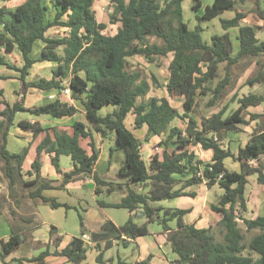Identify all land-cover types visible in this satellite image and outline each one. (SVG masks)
I'll return each instance as SVG.
<instances>
[{"label": "trees", "instance_id": "1", "mask_svg": "<svg viewBox=\"0 0 264 264\" xmlns=\"http://www.w3.org/2000/svg\"><path fill=\"white\" fill-rule=\"evenodd\" d=\"M20 1L11 10L0 7V65L16 70L24 89L33 87L42 91H61L64 88L62 81L69 77L71 97L82 102L94 129L114 134L116 147L124 153L117 175L125 182L105 181L97 174L94 167L99 152L95 148L91 130L81 121H74L72 135L57 130L53 131V138L46 134L38 144L37 155L31 164L35 177L21 181V164L27 148L10 152L7 149V134L13 126L31 131L33 135L44 128L38 121L20 119L15 123V114L28 112L35 117L44 114L61 117L75 113L76 108L60 99L24 107L23 95L10 105L0 89V161L8 177V188L15 183L29 186L28 197L38 198L50 207L57 208L66 204L42 194L43 190L90 178L94 181L95 193L104 190L111 194L120 188L125 193L116 202L99 201L101 206L139 210L147 217L146 222L137 224L130 215L118 226L110 219L104 220L100 230L92 232L91 237L105 240V245L111 243L112 237L146 234L147 223L156 221L162 225L163 231H167V241L178 256L177 264H264V215L254 218L242 215L246 210L247 176L255 173L256 181L264 184V120L253 128L250 137L237 152H232L222 143L227 130L264 117V114L250 113L246 119L243 113L246 107L263 103L264 94L248 93L240 96L237 107L229 113H226L225 106L208 116L197 112L200 106L207 111L217 106L225 89L231 84L232 67L240 59H255L256 70L247 78V83H264V40L256 36L257 29H264V0H256L252 9V13L262 21L260 26L242 22L247 14L235 10L236 0H212L210 4L207 3L202 14L196 15L199 21L211 19L224 10L235 12L230 18L220 19L225 31L213 34L210 43L203 41L200 23L189 28L184 22L183 0H109L116 12L110 13L109 20L120 23L112 35L102 32L106 25L95 18L92 10L94 0H50L54 11L51 20L46 19L50 10L42 0ZM201 5L202 0H193L191 8L197 11ZM52 27L66 28L68 34L60 37L47 35ZM231 27L238 28L236 37L239 47L235 54L227 31ZM149 36L160 38L163 42H150ZM37 39L44 42L39 61L56 62L57 66L49 79L41 77L26 81L29 69L36 61L30 53ZM13 51L19 54L21 65L11 64L3 53ZM167 55H170V59L163 86L168 96H182V112L166 97L144 98L151 85L143 77V72L133 67L127 59L140 56L148 63L159 64L158 58ZM221 72L222 76L219 77ZM104 105L114 108L99 114L97 109ZM129 114L133 115L134 128L146 124L145 141L167 130L164 138L158 142L160 149L156 148L148 164L141 156V139L135 137L125 125ZM174 118L185 120V127L171 126ZM80 137L90 139V153L79 144ZM194 144L211 150L208 161L196 158L189 149ZM42 149L52 153L51 163L62 175V183L58 186L40 176L39 154ZM61 154L71 158L73 169L70 171L62 172L59 168L58 158ZM226 157L239 163V171L225 166L223 160ZM16 175L18 181H15ZM201 181L208 186L217 183L224 190L211 203V210L221 216L215 227L198 228L193 223H185L183 217L191 211L190 208L163 209L153 205V202L185 195L194 198L195 193L186 188ZM146 183L150 187L144 192ZM3 194H0V214L3 212ZM160 211L163 212L162 217ZM11 212L14 213V210ZM172 220L176 223L175 227L169 224ZM239 220L246 232L255 227L260 232L246 240ZM53 229L54 226H51L50 232ZM217 233L220 237H217ZM21 239L22 236L13 231L9 239L2 242L0 258L13 251ZM84 252V242L78 236L72 237L60 251H53L76 263L85 258ZM47 254L49 251L45 250L29 258L28 264H42ZM97 260H101L100 254ZM136 264L149 262L145 259Z\"/></svg>", "mask_w": 264, "mask_h": 264}, {"label": "crops", "instance_id": "2", "mask_svg": "<svg viewBox=\"0 0 264 264\" xmlns=\"http://www.w3.org/2000/svg\"><path fill=\"white\" fill-rule=\"evenodd\" d=\"M4 1H16L15 7L19 3H21L20 0H0V2L2 3L1 5H3ZM42 1H43V3L48 5L49 10H52V12L54 13V11L51 7L50 0H47L46 2L44 0H42ZM1 5H0V7H4ZM101 5L102 4H101V2H99V0H94V2L92 4V10L94 11V15H95L96 20L98 22H102L106 25L105 28L102 30V32L105 34H108V35H112L116 31L114 33H111V34L107 33V23L111 24L113 22H110V20H109L110 14L108 16V22H107V15L102 13L103 11L100 9ZM98 7H99V9H98ZM108 12H110V11H108ZM53 13L52 14L49 13L47 15L46 19L51 20L53 17ZM97 17H99L100 20H98ZM114 23L117 26L120 25L119 21H115ZM52 28H54V27H52ZM52 28H50L47 31V35L60 37V36H64V35L68 34V30L66 28L57 27L58 30L51 31ZM58 31H61V33L60 34H54V33H57ZM256 36H257V34H256ZM43 46H44V42L40 39L35 40L33 43V47H32L30 56L33 59H35L36 61H35V63H33L31 68L29 69V73L26 76V81H31V80H29V75H30L31 69L35 66V64L44 63L45 65L50 67V69H49L50 75L46 76V77H42L45 79L51 78L52 70L57 66L56 62L39 61V58L41 57V51L43 49ZM11 53L15 54V51H13ZM8 54H10V53H7V55ZM16 57H17L16 61L8 60V57H6V58L11 64H14L17 66L21 65V58H20L18 53H17ZM127 59L129 60V58H127ZM17 77H18V72L16 70L8 68L5 65H0V83H1V80H4V79L5 80L10 79L11 83H12L11 91L14 92V94H11L10 96L5 94L6 92H5L4 86L2 84H0V89H2V91H3V98L10 105H12L15 101L19 100L20 97L23 95V106L24 107L38 106L40 104L50 102V101H53L55 99H60V100L65 101L69 105H72L76 108V111L73 114L63 115L61 117H53L51 120H45V119L40 118V116L35 117V116L30 114L31 117L28 119V121H30V122L38 121L40 123V125L44 128V130L41 131L40 133H38L37 135H33V133L31 131H23L21 128L14 126V128H12V129H15L13 132V135H12L14 137L13 138V137L9 136L11 129L9 130V132L7 134V149L10 152H18V151L23 150L24 148H27V153H26L25 158L21 164V173H22L21 174V176H22L21 181H23V182L29 181L35 177V174L32 170L31 164L37 155V152H36L37 146L41 142L43 137L46 134H48L51 138H53V131L54 130H57L59 132H66L67 134L72 135L73 134V123H74V121H81V122H83V124L85 125V127L87 129L91 130L92 135H93V140L95 142V148L99 152V155H98L97 161L95 163V167H94L97 174H99L101 176V178L105 181H111V182H115V183L125 182V179L120 178L117 175V169H118L119 165L116 162H114L113 158H112V152L116 147L115 139H113V141L107 139L110 132L102 133V132L96 131L94 129L93 124L87 118V115L85 113V108H84L82 102L80 100H74L71 97V90H70L69 85H68V78L69 77H65V79L62 81L64 88L61 91H58L56 89L51 90V91L39 90L42 93V100L39 104L28 103L29 99L27 97V94L30 93L29 90L36 89V88L29 87L27 89H24L23 84L21 83V81ZM39 78H41V77H39ZM260 84H262V83H260ZM257 85H259V84H257ZM252 86H255V85H252ZM153 88L156 89L157 87H153ZM36 90H38V89H36ZM150 90H151V88H150ZM150 90H149V92H150ZM49 95H51V97H49ZM149 96H156V95H149ZM159 97H164V96H159ZM259 105L260 104L250 105V106L246 107L245 109L249 108L252 111L253 109H256ZM113 108H114V106H112V105H104L103 107L98 108L97 112L99 114H105L106 112L112 111ZM178 111L182 112L179 109H178ZM254 111H258V110H254ZM250 113H258V112H249L248 111V117L246 119L249 118ZM131 116H132L131 123H129V124L125 123L126 127L133 132L135 137H137L139 139H141V138L143 139V137L145 136V134L147 132L146 124H143L139 128H134L132 125L133 115L131 114ZM175 120H176V118H174L171 121V123H170L171 126L176 125V124H172ZM257 120L258 119H253L248 124L239 125L238 126L239 128L227 130L224 134L223 139H222L223 145L230 148V150L232 152H237L238 148L241 146H244V144L246 143V141L250 137V135L252 133L251 132L252 128H254L258 124ZM183 121L185 122V120H183ZM176 126L181 127L179 125H176ZM240 126H241V128H240ZM250 126H252V127H250ZM244 127H249L250 131H248V130L246 131L244 129ZM181 128H183V127H181ZM165 132L167 133V130H165L160 135H163ZM232 133H235V134L232 135ZM240 134H246L247 137H245V140L243 142H237V144L235 146H232L231 145L232 140L230 139V136L232 135L233 138H237ZM160 135H153L150 137V139L147 140L150 143V147H151L150 152L148 154V160L147 161L143 157V151L142 150L144 149L143 146H148L149 144L145 143V142L143 144L141 143V147H140L141 156L147 164L150 160V156L155 152V148H156V147L153 148L154 144H151L152 139L155 136L160 137ZM161 139L159 138V141ZM89 140H90L89 138H83V137L79 138V144L85 149V151L87 153L91 152V148L88 145ZM193 146L200 147V149L198 151H194V150H192L191 145L189 146V149L194 152L197 159H200L203 162L208 161L210 159L211 154H212L210 149H207V150L202 149V147L199 144H194ZM157 147L159 150L160 149L159 145ZM110 150H112V151H110ZM63 155L65 156V154H61L59 156L58 164H59V168L61 169L62 172H67V171H70L71 169H73V162H72L71 158H69V161L67 160V165L63 167L61 165V159H62ZM51 156H52V153L47 152L46 149L41 150V152L39 154L40 176L42 178L47 179V180H51L52 184L54 186H58L62 183V175L56 171L55 167L51 163ZM223 162L228 169L239 171V163L237 161H234L232 158L226 157L223 160ZM253 174H255V173H253ZM253 174H251V175H253ZM174 176L178 177L177 175H174ZM256 183L258 184L257 187H252L250 189L247 188V190L245 189L246 210L242 213V215L244 217H246L244 214L247 211H250V212H252L253 210L255 211V209L251 208L252 203L257 204L256 209H258V206L260 205V208L261 207L263 208V213H264V205H263L264 204V201H263V199H264V184H259L257 181H256ZM76 184L83 185L84 183L81 182L80 180L79 181H70V182L63 184L60 188L61 189H68L72 185H76ZM192 186L199 188V190L189 189V187L186 188L187 191H193L195 193L194 198H192L188 195H185V197L192 198V202L188 201L185 203V205H182V207H176V208H190L191 211L189 213H186L183 217L185 223H193L198 228L209 227V226L212 228L215 227L217 222L220 220L221 216L218 213L211 210V203L213 202V200L216 196H219L224 192L223 188L219 187V185L217 183H214L213 185L208 186V185H206V183L204 181L198 182ZM6 188H5V186H0V192L1 191H3V192L7 191ZM29 188H30L29 186L26 187L25 185L19 186V191H18V194L16 195V197H14V201L16 202L17 205L19 204L18 206L21 207V211L18 210L16 208V206L12 204V208H9L10 212H11V210H14V213L11 212L12 220L9 221V219L5 216V214L3 212H2V214H0V252H3L2 242L8 240L9 237L13 234V231L22 236L21 242L18 244V246L13 251L6 254L2 259L0 258V264H28L27 260L29 258L36 257V256H38V254H40L41 252H43L45 250H48L49 254H47L44 257L42 264H136L137 262L143 261L145 259H148L149 264H177L176 260H177L178 256L172 250L170 243L167 241V231H163L162 227H161V231H159L157 233L151 232L148 229L146 234L136 236V237H129V236H125V235H122L121 237H112L110 239L111 243L109 245H105V242H106L105 240L93 239L91 237V233L99 231L100 226L103 223V221L106 219H110V218H106V219L98 222L97 223L98 227H95V228L93 227V228H89L86 230L82 229L84 232L82 234H86L89 239L83 240L84 248H85V252H84L85 258L81 262L76 263L73 261H68L64 256L54 254L53 253L54 250L60 251L61 249H63L70 242L72 237H74V236L64 240L63 236L59 233L58 227L53 225V224L50 225V227L48 228V233H45V234L39 233L38 231L34 230V227L37 225H34V226L32 225L30 216L34 215V209L36 208V204H37L35 202H36V199H38V198L28 197L27 194H28ZM52 189L54 190V189H58V188H52ZM122 190H123V188L117 189L116 192L119 194V196L125 195V193H123ZM42 194H44V190L42 191ZM44 195H46V194H44ZM180 197H183V196H180ZM7 200L10 202L9 199H7ZM20 201H21V203H20ZM111 202H116V200L108 201L105 203H111ZM101 207H106V206H101ZM163 209H165V208H163ZM203 212H205V214H203ZM129 214L132 215L135 213H132L129 211ZM135 215H137V214H135ZM142 217H143V223L146 222L147 217H145V216H142ZM246 218H249V217H246ZM252 218H254V217H252ZM110 220L115 225H117V226L120 225V224H117L116 222H114L112 219H110ZM148 223H151V222H148ZM148 223H147V225H148ZM158 224H160V223H158ZM51 226H54V229L52 232H50ZM172 227H174V226H172ZM147 228H148V226H147ZM253 229H256L258 231L255 232L253 235H251V237L260 232L259 228H257V227L252 228L251 230H253ZM82 234L80 231V235H78V237H81ZM148 236L151 237V240L148 238ZM120 242L123 245H127L129 243L135 244L137 254H136L135 259L133 261L124 260L119 255H117L116 259L113 258L112 255L105 256V251L107 249L112 248L114 245H118ZM98 254L101 255L100 261L97 260Z\"/></svg>", "mask_w": 264, "mask_h": 264}, {"label": "rangeland", "instance_id": "3", "mask_svg": "<svg viewBox=\"0 0 264 264\" xmlns=\"http://www.w3.org/2000/svg\"><path fill=\"white\" fill-rule=\"evenodd\" d=\"M45 2L47 0H44ZM235 10L240 12H245L246 17L242 20L245 24H250L254 26L262 25V21L258 20V18L252 13V9L254 7L256 0H236ZM101 2L100 9L103 11L105 15H107V22H108V16L110 13L115 14L114 6L110 3L109 0H99ZM193 0H183L181 3L182 6V17L184 22H186L189 26V28H193L197 23H200L203 27V30L201 32L203 41L210 43L211 42V36L213 34H221L225 30L222 28L220 24L221 18H230L234 15V10H224L223 12L219 13L218 15L214 16L211 19H205L199 21L196 17V15L202 14L204 11V6L207 3H211L212 0H202L201 7L195 11L191 8ZM2 3L0 2V5ZM16 5V1H4L3 5L6 10L13 9ZM99 9V7H98ZM110 11V12H108ZM101 12V11H100ZM106 12V13H105ZM50 13L52 14V10H50ZM98 20H100L99 17H97ZM117 25L115 23H107V33L111 34L114 33L117 29ZM58 30L57 27H54L51 29ZM230 34V38L233 45V54L236 53L238 47H239V41L237 39L238 34V28L237 27H231L227 30ZM61 31H58L54 34H60ZM257 37L260 40H264V29H257ZM150 42H157L161 44L163 41L160 38H157L155 36H149ZM3 51V50H1ZM6 57H8V60L16 61V55L17 52L10 53L7 55V53L3 52ZM170 55L162 56L158 58L159 64H153L148 63L143 57L140 56H133L129 57V61L132 64L133 67L140 69L143 72V77L147 80V82L151 85L150 92L147 93V95L144 98H148L149 95H156V96H164L166 97L170 103L177 107L180 111H183L182 107V96H168L164 89V82L167 76V64L169 62ZM50 67L45 65L44 63L35 64V66L31 69L29 80H37L39 77H46L50 75ZM256 70L255 65V59L254 58H244L240 59L239 62L232 67V81L231 84L225 89L224 94L222 98L217 102V106L210 108L208 111L205 110L203 107H198L197 112L201 115L208 116L212 112H216L223 106L227 107L226 113H229L230 111H233L238 103L237 99L245 94L248 93H256V94H264V83L252 86L247 83V78L251 76ZM222 76V72L220 73V76ZM155 78V81L153 80ZM4 86L5 94L10 96L11 94H14V92L11 91V80L10 79H4L1 80V83ZM159 85L156 89H154V86ZM30 93L27 94L28 97V103H34L39 104L42 100V93L39 90L32 89L29 90ZM140 100V99H139ZM258 110V111H254ZM248 111L249 112H258L259 114H264V102L261 103L256 109H245L243 111L245 118L248 117ZM31 117V115L27 112H18L15 114L14 122L16 123L20 119H26L28 120ZM40 118L45 120H51L53 117L49 115H41ZM131 114L126 117L125 123L129 124L131 123ZM258 123L260 121L264 120V117L257 118ZM179 125L181 127H185V122L181 119L176 118V120L172 123ZM239 126V125H238ZM252 127V126H250ZM254 127V126H253ZM11 127L10 135L13 137V132L15 129ZM239 128V127H237ZM241 128V126H240ZM243 128V127H242ZM244 129L247 131H250L249 127H244ZM253 130V128H252ZM252 132V131H251ZM166 132L163 135H160V137L155 136L152 139L151 144H154L153 148H158V142L159 138H163L165 136ZM235 133H232V135ZM232 135L230 136V139L232 140L231 145L235 146L237 142H243L245 140V137H247L246 134H240L237 138H233ZM10 138V137H9ZM14 138V137H13ZM109 140L114 139V134L110 132L108 135ZM150 139V138H149ZM148 143V146H143V157L145 160H148V154L150 152V143L148 141H145L141 138V143ZM153 146V145H152ZM155 148V150H156ZM192 150L198 151L200 147H195L191 145ZM68 155H63L61 159V165L64 167L67 165V160L69 161ZM112 158L113 161L116 162L118 165L122 163V160L124 159V153L123 151L115 147V149L112 152ZM0 177L2 178V181H0V186H5L7 191H4L3 199H2V206H3V213L5 216L10 220H12V215L9 208H12V204L16 206L18 210L21 211V207L16 204L14 201V197L18 194L19 191V184L15 183V185H12L11 188H8V177L4 174L3 169V162L0 161ZM16 175L15 181H18ZM22 178V176H20ZM247 188L257 187L258 184L256 183V175H248L247 176ZM79 181V180H77ZM81 182H83V185H72L68 189H47L44 190V194L46 196L55 197V199L61 203L66 204V206H60L57 208H52L48 204L43 203L40 199H36V208L34 209V215L30 216L32 225H37L34 227L35 231H38L39 233H48V228L51 224L55 225L59 229V233L63 236V239L71 238L72 236H78L80 235V231L89 229V228H95L98 227L97 223L101 220H104L106 218L112 219L117 224H122L129 216V211L126 208H114V207H101L99 205V201L108 202L113 200L120 199V196L117 192H113L111 194L105 193L103 190L101 193H95L94 187L95 184L92 179L85 178L80 179ZM146 187H144V192H146L150 185L146 183ZM5 189V190H6ZM189 189H197L195 186H190ZM251 191V190H250ZM3 191L0 192V194ZM217 196L214 198L213 201H215ZM9 199L10 202L7 200ZM192 202V198L190 197H177L173 199H165L160 200L157 202H153V205L155 206H162L163 208H176V207H182V205H185L186 202ZM264 201V199H263ZM21 203V201H20ZM264 205V204H263ZM251 208L255 209L252 212L247 211L244 215L246 217L252 218L257 215H263V208H260V205L257 208V204L252 203ZM205 214V212H203ZM160 217L163 216V212H159ZM133 220L138 224H143V214L138 215H131ZM240 226L242 228V231L244 232L245 239L251 237L255 232L258 230L253 229L248 232L244 230V226L242 222L239 220ZM171 226L175 227V221L172 220L169 222ZM12 225V224H11ZM13 226V225H12ZM148 229L151 232H159L161 231L162 225L158 224L156 221L148 223ZM216 226V225H215ZM217 237H220L219 233H217ZM148 238L151 240V237L148 236ZM136 246L133 243H129L127 245H123L121 242L118 245H114L112 248H109L105 251V256L112 255L113 258L116 259L117 255H119L122 259L127 261H133L136 256Z\"/></svg>", "mask_w": 264, "mask_h": 264}, {"label": "water", "instance_id": "4", "mask_svg": "<svg viewBox=\"0 0 264 264\" xmlns=\"http://www.w3.org/2000/svg\"><path fill=\"white\" fill-rule=\"evenodd\" d=\"M130 212L135 213V214H137L138 216H140V215L143 214L142 211H139V210L136 211V210H134V209L130 210Z\"/></svg>", "mask_w": 264, "mask_h": 264}, {"label": "built area", "instance_id": "5", "mask_svg": "<svg viewBox=\"0 0 264 264\" xmlns=\"http://www.w3.org/2000/svg\"><path fill=\"white\" fill-rule=\"evenodd\" d=\"M49 97H51V95H49ZM81 239H82V240H85V239L88 240L89 238L87 237L86 234H82V235H81Z\"/></svg>", "mask_w": 264, "mask_h": 264}]
</instances>
